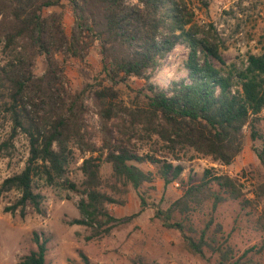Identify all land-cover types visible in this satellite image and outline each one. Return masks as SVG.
Wrapping results in <instances>:
<instances>
[{
  "label": "trees",
  "instance_id": "1",
  "mask_svg": "<svg viewBox=\"0 0 264 264\" xmlns=\"http://www.w3.org/2000/svg\"><path fill=\"white\" fill-rule=\"evenodd\" d=\"M65 8L73 17L69 33L63 26ZM95 43L99 75L71 92L66 87V63L72 58L82 61ZM176 46L188 50L186 75L159 88L150 79ZM261 49L258 55L249 54L241 69L226 65L217 35L195 23L184 0H0V118L11 125L0 144V157L19 134L28 147L24 168L0 185V197L18 193L4 212L23 217L31 208L43 214L37 180L78 193L80 218L72 224L90 227L92 237L108 234L133 217L115 219L109 205H123L133 190L140 199V213L150 205L155 176L167 186L184 170L138 152V143L153 140L171 155L190 148L227 166L242 152L248 133L264 167V32ZM38 58L44 62L40 75L35 73ZM134 80L143 81V86L131 88ZM119 86L132 92L129 102L120 98ZM87 94L101 122L99 147L84 120ZM73 148L99 153L82 161L80 185L68 179ZM103 164L111 169L108 176L102 175ZM181 188L182 195L166 209H156L155 216L163 228L178 232L192 255L209 264H264V236L238 255L231 241L234 231L226 233L215 217L226 202L237 201L244 210L264 201V182L250 200L237 179L205 169L199 181L189 177ZM255 224L264 234V208ZM50 240L33 232L35 249L17 264H47ZM78 257L79 264H92L83 253Z\"/></svg>",
  "mask_w": 264,
  "mask_h": 264
},
{
  "label": "rangeland",
  "instance_id": "2",
  "mask_svg": "<svg viewBox=\"0 0 264 264\" xmlns=\"http://www.w3.org/2000/svg\"><path fill=\"white\" fill-rule=\"evenodd\" d=\"M194 12V21L199 26L210 29L217 35L221 44V54L226 65H234L241 69L249 54L258 55L262 52L261 37L264 32V0H184ZM52 10L59 11L57 8ZM73 25V17L68 8L64 9L63 26L67 33ZM163 59L161 66L154 72L150 83L159 88H166L170 82L177 81L186 75L184 63L188 50L176 46ZM2 55L0 53V64ZM218 67V65L215 63ZM44 62L38 58L35 73L43 72ZM101 70L96 43L88 50L85 58L70 59L65 66L66 87L71 91L82 88L85 82H93ZM143 81L134 80L131 88H140ZM120 98L129 102L133 94L124 86H119ZM86 113L84 120L93 143L100 146L102 138L101 122L98 109L90 94L84 97ZM264 130V110L261 114ZM10 123L0 118V144L10 134ZM140 154L152 155L158 159L181 165L184 170L178 180L165 186L155 176L154 191H149L150 205L140 211L138 195L129 190L124 197L123 205H109L108 210L115 219L132 217L126 224L115 226L108 234L92 237L93 229L88 226L72 224L79 219L77 204L80 195L62 187H48L41 181H35V192L43 196V214L27 208L22 217L18 212H4V208L13 204L18 193L15 191L0 197V264H17L18 260L35 249L32 242L33 232L50 236L47 264H79V253H83L92 264H209L205 259L192 255L184 246L178 232L163 228L156 218V209H166L170 203L182 195L181 183L185 184L189 177L199 181L205 169H213L215 173L225 174L237 179L241 185L244 198L252 200L255 187L264 182V167L252 150L248 133L242 152L227 166L214 162L210 157L202 156L190 148L177 149L174 155L165 147L153 140L138 143ZM68 179L80 185L83 176L80 171L82 161L89 157H98L99 153H82L73 148ZM28 156L27 141L22 134L14 138L13 146L0 157V185L2 181L24 168ZM103 160V157L100 156ZM147 168L156 171L152 165ZM111 169L103 164L102 175L108 176ZM264 208V201L258 205L242 210L239 202H226L216 213V222L222 224L226 233L232 232L231 241L238 255L245 249L260 242L263 233L256 227V217ZM106 227V226H105ZM104 231V230H103Z\"/></svg>",
  "mask_w": 264,
  "mask_h": 264
},
{
  "label": "built area",
  "instance_id": "3",
  "mask_svg": "<svg viewBox=\"0 0 264 264\" xmlns=\"http://www.w3.org/2000/svg\"><path fill=\"white\" fill-rule=\"evenodd\" d=\"M170 58V54H167V59H169Z\"/></svg>",
  "mask_w": 264,
  "mask_h": 264
}]
</instances>
